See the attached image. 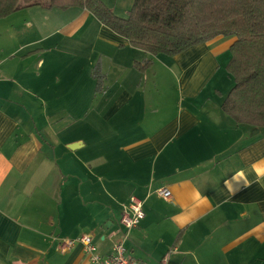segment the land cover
Listing matches in <instances>:
<instances>
[{
    "label": "crops",
    "instance_id": "obj_1",
    "mask_svg": "<svg viewBox=\"0 0 264 264\" xmlns=\"http://www.w3.org/2000/svg\"><path fill=\"white\" fill-rule=\"evenodd\" d=\"M102 1L126 16L135 0ZM23 11L0 20V264H91L61 250L85 235L139 264H264V127L222 107L235 39L171 57L178 82L149 98L151 55L92 13ZM133 197L145 217L125 237Z\"/></svg>",
    "mask_w": 264,
    "mask_h": 264
},
{
    "label": "trees",
    "instance_id": "obj_2",
    "mask_svg": "<svg viewBox=\"0 0 264 264\" xmlns=\"http://www.w3.org/2000/svg\"><path fill=\"white\" fill-rule=\"evenodd\" d=\"M38 6L80 8L151 57H175L219 37L235 39L234 87L222 107L238 124L264 127V0H135L126 16L102 0H0V20ZM136 63L146 70L152 59Z\"/></svg>",
    "mask_w": 264,
    "mask_h": 264
},
{
    "label": "built area",
    "instance_id": "obj_3",
    "mask_svg": "<svg viewBox=\"0 0 264 264\" xmlns=\"http://www.w3.org/2000/svg\"><path fill=\"white\" fill-rule=\"evenodd\" d=\"M160 196L169 199L171 198V192L168 190H162L160 191ZM144 217V203L138 198L133 197L129 206L123 212L120 221V224L125 230V237H127L133 229L140 226ZM77 243L83 246L84 253L89 257L91 264H139L127 256V249L123 242L114 246L111 255L105 257L100 256L98 249L94 244L93 237L89 235H85L78 240H64L62 242L61 250L66 252ZM163 264H165V262H163Z\"/></svg>",
    "mask_w": 264,
    "mask_h": 264
},
{
    "label": "rangeland",
    "instance_id": "obj_4",
    "mask_svg": "<svg viewBox=\"0 0 264 264\" xmlns=\"http://www.w3.org/2000/svg\"><path fill=\"white\" fill-rule=\"evenodd\" d=\"M17 13H15L16 15L13 14V15L7 17V19L10 20L7 23L8 24L7 26L9 27V29H11V25H12L11 24V21L14 18H15L16 21H23V20H27L28 19V15H27V13L25 11H23V13H21V12H19L18 14ZM1 29H5V27L4 26L3 27H0V30ZM1 42L2 41L0 40V43ZM230 54H231V52H230ZM170 58L171 57H169V59L164 60L165 61V67H164V69H162V66L161 65L158 66V67H156V69L152 68V66L149 68V74H148V77L149 78L146 81V84L148 82V84H149V90L151 91V92L148 93L149 98H158L159 95H162L161 88H164V91L163 92L165 93V98H168L167 95H168V93L170 92V89H171L170 85H173L176 82H178L179 77H180V74H179L178 69H176L173 66V64H171L172 62L170 61ZM230 59H231V56H230ZM171 67L175 69V72H173V70H172ZM110 81L112 82L113 79H111ZM93 86H94V84L92 83V87ZM157 94H159V95H157ZM170 98H174V96H171ZM87 119L89 120L90 117H88ZM87 123L91 124L92 122H87ZM106 123L107 122H104L102 120L101 121V124H100V127H102V129H104V130H107L106 128L108 127V125ZM86 127H87V125H86ZM86 131H87V129H86ZM89 214H90L89 211H86L85 212V219L88 218ZM115 223H116L117 228H120V226H122L121 224L119 226L116 220H115ZM122 229H124L123 226H122ZM120 230H121V228H120ZM65 240H68V239H65Z\"/></svg>",
    "mask_w": 264,
    "mask_h": 264
},
{
    "label": "clouds",
    "instance_id": "obj_5",
    "mask_svg": "<svg viewBox=\"0 0 264 264\" xmlns=\"http://www.w3.org/2000/svg\"><path fill=\"white\" fill-rule=\"evenodd\" d=\"M256 171L258 172V173H264V169H256ZM239 175H243V173L241 172V173H239ZM197 197H199V193H197Z\"/></svg>",
    "mask_w": 264,
    "mask_h": 264
}]
</instances>
